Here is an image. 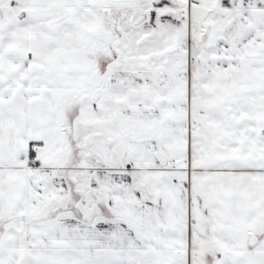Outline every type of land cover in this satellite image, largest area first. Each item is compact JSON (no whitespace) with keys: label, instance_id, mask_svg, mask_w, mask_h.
I'll return each mask as SVG.
<instances>
[{"label":"snow or ice","instance_id":"obj_1","mask_svg":"<svg viewBox=\"0 0 264 264\" xmlns=\"http://www.w3.org/2000/svg\"><path fill=\"white\" fill-rule=\"evenodd\" d=\"M0 264H264V0H0Z\"/></svg>","mask_w":264,"mask_h":264}]
</instances>
